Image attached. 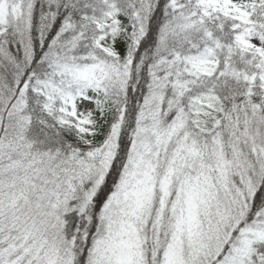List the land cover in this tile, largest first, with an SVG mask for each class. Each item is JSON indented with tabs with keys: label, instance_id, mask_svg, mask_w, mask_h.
<instances>
[{
	"label": "snow or ice",
	"instance_id": "1",
	"mask_svg": "<svg viewBox=\"0 0 264 264\" xmlns=\"http://www.w3.org/2000/svg\"><path fill=\"white\" fill-rule=\"evenodd\" d=\"M0 264H264V0H0Z\"/></svg>",
	"mask_w": 264,
	"mask_h": 264
}]
</instances>
